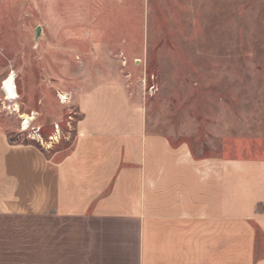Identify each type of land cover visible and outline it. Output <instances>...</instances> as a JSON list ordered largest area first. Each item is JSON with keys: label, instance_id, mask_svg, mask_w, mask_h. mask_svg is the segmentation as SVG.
<instances>
[{"label": "crops", "instance_id": "1", "mask_svg": "<svg viewBox=\"0 0 264 264\" xmlns=\"http://www.w3.org/2000/svg\"><path fill=\"white\" fill-rule=\"evenodd\" d=\"M46 5L78 8L53 21L86 34L114 19L104 0ZM76 108L61 155L0 131V264H264V155L200 157L150 132L117 77L78 93Z\"/></svg>", "mask_w": 264, "mask_h": 264}, {"label": "rangeland", "instance_id": "2", "mask_svg": "<svg viewBox=\"0 0 264 264\" xmlns=\"http://www.w3.org/2000/svg\"><path fill=\"white\" fill-rule=\"evenodd\" d=\"M104 1L111 30L86 34L53 21L76 7L0 0V131L10 143L67 152L78 93L117 77L144 104L150 132L192 142L200 157L264 155V0ZM11 75L17 98L4 89Z\"/></svg>", "mask_w": 264, "mask_h": 264}, {"label": "bare ground", "instance_id": "3", "mask_svg": "<svg viewBox=\"0 0 264 264\" xmlns=\"http://www.w3.org/2000/svg\"><path fill=\"white\" fill-rule=\"evenodd\" d=\"M4 89L7 93V95L11 98H17L18 97V91H17V86H16V82H15V78L13 77V75L9 76L6 80H5V86ZM16 108L18 109V105H16ZM16 109V110H17ZM23 118L25 120L24 123H28L30 120H32L34 117L24 114Z\"/></svg>", "mask_w": 264, "mask_h": 264}, {"label": "water", "instance_id": "4", "mask_svg": "<svg viewBox=\"0 0 264 264\" xmlns=\"http://www.w3.org/2000/svg\"><path fill=\"white\" fill-rule=\"evenodd\" d=\"M42 27L38 26L36 29V40H38V37L41 35Z\"/></svg>", "mask_w": 264, "mask_h": 264}, {"label": "built area", "instance_id": "5", "mask_svg": "<svg viewBox=\"0 0 264 264\" xmlns=\"http://www.w3.org/2000/svg\"><path fill=\"white\" fill-rule=\"evenodd\" d=\"M59 128V125L58 124H56V129H58Z\"/></svg>", "mask_w": 264, "mask_h": 264}]
</instances>
